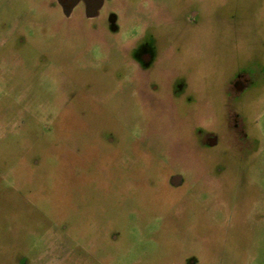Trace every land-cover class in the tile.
Here are the masks:
<instances>
[{
  "label": "rangeland",
  "instance_id": "374dc122",
  "mask_svg": "<svg viewBox=\"0 0 264 264\" xmlns=\"http://www.w3.org/2000/svg\"><path fill=\"white\" fill-rule=\"evenodd\" d=\"M125 3L106 63L41 0H0V264H264V0ZM144 41L153 104L119 55Z\"/></svg>",
  "mask_w": 264,
  "mask_h": 264
},
{
  "label": "flooded vegetation",
  "instance_id": "af4514ba",
  "mask_svg": "<svg viewBox=\"0 0 264 264\" xmlns=\"http://www.w3.org/2000/svg\"><path fill=\"white\" fill-rule=\"evenodd\" d=\"M41 3L47 8L55 11L60 17V21L66 25L77 26L80 28H87L92 32V45L99 54L100 61L104 60L106 63L113 62L109 57V52L115 48L113 44L107 40H103L105 34L118 35L122 31L120 25L119 9L126 5L125 0H41ZM197 13L190 12L189 22L193 23ZM106 39V38H105ZM120 58L122 62L127 61L130 64L132 59L137 67L142 70L144 80L143 93L147 100L153 104L158 102L162 89L151 75L150 69L154 64V52L148 41L139 48H132V45H126L121 48ZM119 58V59H120ZM124 62V64H126ZM236 74V73H235ZM235 76V75H234ZM122 72H118L115 79L120 82H127ZM235 79L229 80L228 87H226L225 95L230 100H238L242 98L246 91L245 85L241 82V74H236ZM239 77V79H238ZM170 83L171 89L168 92L176 109L180 111L183 105H192L193 96L188 93L187 80L182 78L179 74L172 78ZM182 98L184 100L182 101ZM178 107V108H177ZM234 117V116H233ZM230 134L236 141L247 138L242 121L236 116L230 117L229 126ZM109 144H113V139H108ZM203 143L209 146H216L218 139L213 135H207ZM170 184L173 188H180L184 184V180L180 174H173L170 179ZM195 261L191 260L189 264H194Z\"/></svg>",
  "mask_w": 264,
  "mask_h": 264
}]
</instances>
